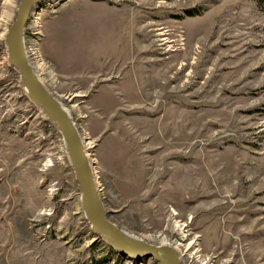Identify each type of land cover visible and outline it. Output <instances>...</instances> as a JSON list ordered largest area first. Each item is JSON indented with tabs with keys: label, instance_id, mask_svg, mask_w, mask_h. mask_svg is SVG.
<instances>
[{
	"label": "rangeland",
	"instance_id": "rangeland-1",
	"mask_svg": "<svg viewBox=\"0 0 264 264\" xmlns=\"http://www.w3.org/2000/svg\"><path fill=\"white\" fill-rule=\"evenodd\" d=\"M19 1L0 0V264H157L115 251L83 214L63 137L8 63ZM101 4L116 35L135 32L143 49L128 37L111 54L91 52ZM36 6L31 42L43 76L53 73L47 88L93 142L108 218L154 244L185 224L200 258L183 264H264V0Z\"/></svg>",
	"mask_w": 264,
	"mask_h": 264
},
{
	"label": "water",
	"instance_id": "water-1",
	"mask_svg": "<svg viewBox=\"0 0 264 264\" xmlns=\"http://www.w3.org/2000/svg\"><path fill=\"white\" fill-rule=\"evenodd\" d=\"M41 1L43 0L19 1L14 20L4 35L8 63L18 71L20 86L26 97L62 135L79 184L86 219L94 233L122 255L151 258L157 264H183L179 252L171 246L148 242L108 218L92 165L84 153L82 138L71 112L39 79L26 57L25 27L32 9Z\"/></svg>",
	"mask_w": 264,
	"mask_h": 264
},
{
	"label": "bare ground",
	"instance_id": "bare-ground-1",
	"mask_svg": "<svg viewBox=\"0 0 264 264\" xmlns=\"http://www.w3.org/2000/svg\"><path fill=\"white\" fill-rule=\"evenodd\" d=\"M24 49L26 52V57H27L28 63L30 64V66L34 70V72L38 75L39 79L47 86H48V84H53L55 82V79L53 78L54 77L53 73H50L48 75L49 77L51 76V78H49V79H46L43 76L44 73L47 72V67L42 60L40 51H38V49L34 50V49L28 48V46L25 43V40H24ZM68 100L70 101L71 98ZM81 132H82V130L79 129V133L81 134V137L83 139L84 134L86 136H87V134H86V132H84V133L83 132L81 133ZM92 146H93V142H91L90 139L87 140L85 138L83 141V149H84V153L88 157L91 165L93 164V161H92L93 158L90 156L89 152H90V150H91L90 148ZM89 156L92 159H90ZM46 165H48V163H46ZM92 166H94V165H92ZM94 173H96V171ZM95 178H96V174H95ZM185 226H186L185 224H180L178 221H173L172 231L177 232L178 238H176L174 240V242H169L165 237H163L162 238V244L169 245L173 249L177 250L180 254L181 259H182V257H185V256L189 257V258L193 257V258L198 259V258H200V248H199L198 238H197V236H195L192 240L185 243V241L188 237L187 233H185V231L187 232V230H184ZM182 246H184V249H182ZM131 261H134V260H131Z\"/></svg>",
	"mask_w": 264,
	"mask_h": 264
},
{
	"label": "crops",
	"instance_id": "crops-1",
	"mask_svg": "<svg viewBox=\"0 0 264 264\" xmlns=\"http://www.w3.org/2000/svg\"><path fill=\"white\" fill-rule=\"evenodd\" d=\"M95 6H99L101 10L105 9L106 12L105 13L95 12V15H93L92 17L93 21L91 25H89V28H91V31L89 32L88 37L90 39L89 44L96 49L91 52H94L96 54H111L115 52L113 50L114 48H111V47H114V46L117 47L122 42V40L126 41L128 37L132 40L133 46H136L142 49L144 48V45L142 44L143 42H140L139 39L135 37L134 35L135 32L132 35H130L129 32L126 31V34H124L125 38H123V35H120V33L119 35H116L117 30L113 28L114 27L113 26L114 16L110 12V9H108V7L103 4L95 5ZM95 10H99V9L96 7ZM132 19L134 20V17H132ZM141 32L144 33L145 31H141ZM85 42L86 41H84L83 43ZM77 43H80V42H77ZM139 43L141 44V46L139 45ZM79 50H81L82 52H86L84 48L79 49Z\"/></svg>",
	"mask_w": 264,
	"mask_h": 264
},
{
	"label": "built area",
	"instance_id": "built-area-1",
	"mask_svg": "<svg viewBox=\"0 0 264 264\" xmlns=\"http://www.w3.org/2000/svg\"><path fill=\"white\" fill-rule=\"evenodd\" d=\"M38 8L39 7L36 6L32 9L31 14H30V18H29L30 25L28 24L29 26L27 25L25 27V33H24V40H25L26 45L28 46V48L34 49V50H36L38 48H36L31 41L36 35H39V33H40V27H39V21L38 20L40 19L41 11H39ZM30 30H32V32H30ZM38 51H40V50L38 49Z\"/></svg>",
	"mask_w": 264,
	"mask_h": 264
},
{
	"label": "trees",
	"instance_id": "trees-1",
	"mask_svg": "<svg viewBox=\"0 0 264 264\" xmlns=\"http://www.w3.org/2000/svg\"><path fill=\"white\" fill-rule=\"evenodd\" d=\"M189 15H193V12L192 11H187Z\"/></svg>",
	"mask_w": 264,
	"mask_h": 264
}]
</instances>
